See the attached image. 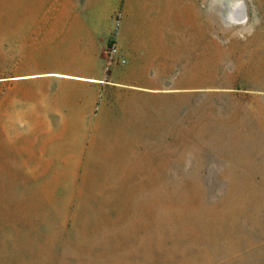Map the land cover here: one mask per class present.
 Here are the masks:
<instances>
[{"label":"rangeland","instance_id":"1","mask_svg":"<svg viewBox=\"0 0 264 264\" xmlns=\"http://www.w3.org/2000/svg\"><path fill=\"white\" fill-rule=\"evenodd\" d=\"M34 57L134 92L37 128ZM3 144L0 264H264V0H0Z\"/></svg>","mask_w":264,"mask_h":264},{"label":"crops","instance_id":"2","mask_svg":"<svg viewBox=\"0 0 264 264\" xmlns=\"http://www.w3.org/2000/svg\"><path fill=\"white\" fill-rule=\"evenodd\" d=\"M36 51L32 55H36ZM131 57L132 49L125 55L120 54L117 58L125 59L127 63V60H130ZM38 63L40 61L38 62V59L35 58L27 74L10 78V81L44 80L51 82L52 88L43 90L42 95L39 90H36L34 100L27 102L29 109L33 108L37 115L36 122L40 126L37 125L36 127L40 129L48 127L42 125L44 118L38 117L42 114L55 115L49 122L58 125H52L50 127L52 129L90 128L92 114L95 113L99 102L100 113L105 110L106 112L112 110L108 109L109 103L115 105V111L117 112L120 103L119 98H124L126 95L130 96L134 92V90H122L117 87L122 86L120 81L132 80L130 74L119 75L118 77L115 74H110L105 81L99 80L100 74L94 71V67H100L97 61L93 62L91 70L85 71L81 69L82 66H77L76 61L71 59L57 60L48 73L40 72L37 67ZM103 83L105 84L102 85ZM20 151L10 145H0V171L11 170L14 166L11 160L7 158V154ZM21 167L22 165L18 166V168ZM0 176L6 175L0 174Z\"/></svg>","mask_w":264,"mask_h":264},{"label":"built area","instance_id":"3","mask_svg":"<svg viewBox=\"0 0 264 264\" xmlns=\"http://www.w3.org/2000/svg\"><path fill=\"white\" fill-rule=\"evenodd\" d=\"M111 54H112V56H114V57H118V56H119V48H118L117 44H114V45L112 46ZM119 60H120V62H121L122 64H125V63H126V60H125V59H121V58H120Z\"/></svg>","mask_w":264,"mask_h":264},{"label":"water","instance_id":"4","mask_svg":"<svg viewBox=\"0 0 264 264\" xmlns=\"http://www.w3.org/2000/svg\"><path fill=\"white\" fill-rule=\"evenodd\" d=\"M240 16H238V17H240V18H245V14H244V7H242V9H240Z\"/></svg>","mask_w":264,"mask_h":264}]
</instances>
